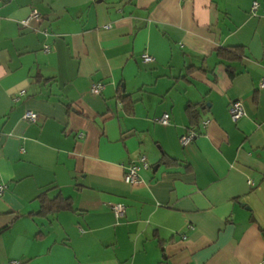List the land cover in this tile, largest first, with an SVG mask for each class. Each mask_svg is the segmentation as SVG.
I'll return each instance as SVG.
<instances>
[{"label": "crops", "instance_id": "obj_1", "mask_svg": "<svg viewBox=\"0 0 264 264\" xmlns=\"http://www.w3.org/2000/svg\"><path fill=\"white\" fill-rule=\"evenodd\" d=\"M254 1L0 0V264H264Z\"/></svg>", "mask_w": 264, "mask_h": 264}, {"label": "built area", "instance_id": "obj_2", "mask_svg": "<svg viewBox=\"0 0 264 264\" xmlns=\"http://www.w3.org/2000/svg\"><path fill=\"white\" fill-rule=\"evenodd\" d=\"M260 2L255 0L253 2V5H252V11L254 13H256L258 11V9L260 8ZM39 14L37 12H34L33 13V16H31L30 18H28L27 20L24 21V24H28V22L30 21V19L32 17H38ZM48 51V49H47ZM144 59L145 61L147 62H151L154 60V58L150 55H145L144 56ZM261 86H264V80L262 81L261 83ZM105 88V83L104 82H99V83H96L93 85V88H92V91L93 93L95 94H99L101 93V91ZM229 112L233 118V120L235 121H238L239 119H241L244 115H245V108H244V105L242 104V102L240 101H235V102H232V104L230 105V108H229ZM38 117V114L33 112V111H27L26 114H25V118L27 120H31V121H35ZM160 121L162 123H168L169 121V114H164ZM85 136V132H81V137H84ZM197 133L194 131V130H189L186 134H184L180 141H181V144L183 146H187L188 144L192 143L193 141H195L197 139ZM143 160L145 161V158H143ZM144 165L145 166H148V163L147 162H144ZM139 167L137 165H132V166H129L127 168V172H126V175H125V180L129 183H132V184H136V183H140L141 182V178L139 176ZM5 190V186L4 185H1L0 186V193H3ZM112 208H113V211L115 212L116 216L117 217H124L126 215V205L122 202H117V203H114L112 205ZM11 264H22L19 260H14L11 262Z\"/></svg>", "mask_w": 264, "mask_h": 264}, {"label": "trees", "instance_id": "obj_3", "mask_svg": "<svg viewBox=\"0 0 264 264\" xmlns=\"http://www.w3.org/2000/svg\"><path fill=\"white\" fill-rule=\"evenodd\" d=\"M223 51H227V50L221 49L219 53L224 56L226 53L223 52ZM51 201L49 202L47 200V201H45V203L43 202L42 212L51 213V212H55L56 211L57 207H55V203L54 202L51 203Z\"/></svg>", "mask_w": 264, "mask_h": 264}]
</instances>
